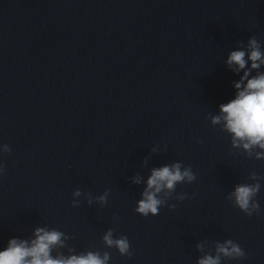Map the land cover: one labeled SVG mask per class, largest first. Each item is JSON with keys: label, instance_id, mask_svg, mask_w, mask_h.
<instances>
[{"label": "clouds", "instance_id": "1", "mask_svg": "<svg viewBox=\"0 0 264 264\" xmlns=\"http://www.w3.org/2000/svg\"><path fill=\"white\" fill-rule=\"evenodd\" d=\"M250 62V67L248 66ZM234 73H243L238 81H234L235 97L227 103L219 105L218 114L209 113L207 119L211 126L218 127L220 131L230 136L233 155H244L247 159L264 161V50L261 42L255 36L247 40L246 45L240 42L238 50L229 53L225 61ZM255 71V75L252 73ZM197 143L203 141L197 138ZM167 151V147L153 146L151 152L159 154ZM7 144L0 145V154H9ZM149 157L144 160L148 163ZM6 166L0 163V176L5 174ZM133 184H144L141 198L137 201L134 211L142 217L157 216L160 209L167 206L170 211L175 210V204L168 201L175 199L182 202L189 199L187 193L177 194V185L191 184L196 181L197 175L191 165H184L181 161L164 164L150 169L145 178L137 173L131 177ZM251 183H238L234 189L227 193L226 200L233 207L248 217L259 215L261 211L257 196L261 190V181L264 175L256 171L249 172L246 177ZM110 189H105L100 195L93 196L80 189L73 192L72 207H78L84 196L89 206L94 203L104 207L108 203ZM114 221L119 217L113 216ZM74 237L55 228L37 227L32 238H11L4 250L0 251V264H109L111 253L108 251L85 249L76 253V249L68 244ZM102 242L105 248H115L122 257L133 256L131 245L127 236L115 235V229H107ZM207 240L198 242L196 250L201 254L197 264H224L225 261H241L247 259V253L241 245L232 239L223 242L215 241L211 247ZM67 250V255L63 250Z\"/></svg>", "mask_w": 264, "mask_h": 264}]
</instances>
